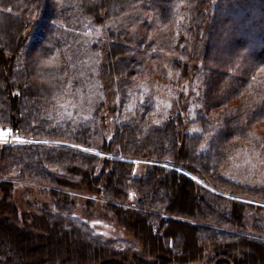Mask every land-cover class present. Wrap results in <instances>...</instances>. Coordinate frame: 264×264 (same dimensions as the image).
Wrapping results in <instances>:
<instances>
[{"label":"trees","instance_id":"trees-1","mask_svg":"<svg viewBox=\"0 0 264 264\" xmlns=\"http://www.w3.org/2000/svg\"><path fill=\"white\" fill-rule=\"evenodd\" d=\"M113 13L124 14L105 27L103 35L94 34ZM86 25L91 28L88 37L83 35ZM214 40L219 49L208 62L218 67L205 66L206 48ZM190 42L196 44L192 53ZM154 47L156 52L151 51ZM98 50V56L100 50L105 54L101 94L107 87L110 102L120 94L123 104L131 105L130 90L139 79L152 82L147 72L157 69L167 80L174 64L199 94L182 95L166 117L149 94L130 109L122 108L121 122H113L111 133L102 97L96 96L88 117L75 109L91 76L83 70L84 59ZM180 55L188 57L184 64L178 61ZM112 66L123 68L121 76H112ZM215 110L214 116L208 115ZM263 123L264 0H0V129L12 127L25 136L76 145L0 144V264H43L28 261L25 240L50 236L6 221L20 215L12 200L17 186L13 180L25 177L39 180L33 185L36 201L31 202L29 193L24 194L25 203L46 205L47 213L36 220L35 228L47 230L50 218L59 227L66 214L70 229L84 231L69 233L77 238L71 249L77 262L86 258L76 245L95 254L110 250L101 247L110 245L108 239L91 231L88 223L70 218L80 205L96 209L95 199L107 192L101 208L119 223L124 215L140 222L150 251L171 253L177 248L175 261L194 260L201 255L202 229L222 239L213 242L211 259L219 243L232 250L234 264H264V179L257 175H264ZM193 127L197 130L189 131ZM115 156L171 162L218 190L255 202L215 192L176 167L154 163L139 176L135 162ZM71 181L83 192L68 187ZM46 193H53L54 200L44 198ZM80 195H85L83 202ZM122 205L138 211L149 207L151 217L123 211ZM245 220L250 221L248 229Z\"/></svg>","mask_w":264,"mask_h":264},{"label":"rangeland","instance_id":"rangeland-1","mask_svg":"<svg viewBox=\"0 0 264 264\" xmlns=\"http://www.w3.org/2000/svg\"><path fill=\"white\" fill-rule=\"evenodd\" d=\"M248 11V10H247ZM246 11V12H247ZM124 14V13H123ZM123 14L119 13H113V14H107V20H105V17H102L101 22L105 20V23L103 25H97L96 30L94 34L100 36L103 35L105 32V27L111 26V23H114L115 20H121L123 17ZM242 14V13H241ZM246 14L250 15V12L248 11ZM233 16V15H232ZM239 15L238 17H240ZM86 28L85 33L83 35L85 37H88L86 33L91 32V28L89 26H84ZM247 30V29H245ZM245 32V31H244ZM153 33V32H152ZM32 41H28V46L30 45ZM185 46V43L181 45V48ZM194 46L196 44L194 42L189 43V51L192 53L194 51ZM219 47L216 41H212V43L206 48V52L208 53V56H206V59L204 60L205 66H214L218 67L217 64H215V61L208 60L212 57L216 56V52L218 51ZM156 47L152 48L151 51L156 52ZM205 50V49H204ZM81 53V52H80ZM99 50L96 52V54L92 58V55H89V57L86 58V61L84 59V62H86V68L84 67V72H86L87 76H90L85 81V87L82 92H80V101L79 103H76L75 109L76 112H80L83 117H88L89 115L93 114V111L95 107L93 102L97 100L96 96L98 95V98L102 97L106 101V105L103 108L102 114L112 120V124H109L110 131L113 133V122H121V118L123 115L124 109H130L137 101L143 102L145 99H147L149 94H152L154 96L153 103L156 106V109L158 113L163 114L165 117L171 114V112L178 106V104L181 102V97L183 95V98H187L190 96V93L192 91H195L199 94V90L196 87H192L188 83V79L186 76L182 75L181 69H179V64H174L175 70L173 72L167 73V80L161 79L159 75H157V69L149 70L147 74L151 76L153 79L152 82H146L148 79L143 78V81L139 79L137 81V84L133 86L130 90V102L132 104L125 106L122 102L121 95L117 94L115 96V101L110 102V95L111 93L108 91L107 87H104V90L101 94L102 89V77H103V71L101 70L102 64L105 61V54L103 50H100V54L98 56ZM82 54V53H81ZM171 55V53H168ZM9 53L7 52V56ZM81 58V56H77ZM188 57L184 55L178 56V61L184 64L185 60ZM81 61V60H80ZM123 73V68L119 67H111V74L113 77L121 76ZM12 76V74H11ZM150 78V79H151ZM145 79V80H144ZM194 88V89H193ZM126 97H124L125 99ZM134 103V104H133ZM114 109L112 110V108ZM124 108V109H122ZM195 108L201 109V105L196 104ZM126 111V110H125ZM215 111H211V113H208V115H215ZM260 126V125H259ZM258 126V127H259ZM258 127H255L258 129ZM264 128V123L263 126ZM254 128V129H255ZM197 128H190L189 131H195ZM4 133H7L8 135H11L12 138H6V135ZM10 136V137H11ZM31 141V142H30ZM32 143V142H47V143H56V144H70L66 141L59 140V139H43V138H36V137H29L25 136L19 133L14 132L12 127H3L0 129V144H6V143ZM73 146H76L75 144H70ZM81 147V146H80ZM85 150H89L87 147H81ZM92 151V150H91ZM116 158H122V159H128L133 162H135V173L139 176L144 175V172L148 165L151 164H162L165 166L170 167H176L180 171L192 176L195 180L198 182L204 184L205 186L213 189L215 192H218L220 194H223L225 196H229L235 199H242L246 201L255 202L253 199H250L247 196L239 195V194H232L228 192H224L221 190H218L214 188L212 185L204 181V179L198 177L190 170L184 168V167H178L177 165H174L171 162H162V161H156L146 158H136V157H125V156H115ZM195 168L196 166H191ZM258 177L261 179H264V175L258 171L257 173ZM31 180V181H30ZM16 183L15 191L12 195V200L14 199V202H16L19 205L20 209V215H16V218L13 219L12 217H8L6 220L7 223H9L11 226L14 225L15 222L18 225H27V228L32 230L35 233L41 234L43 233L45 237H49V239L46 238H38L33 237L32 239L29 238L27 241V245L30 247L28 253L29 255L24 254V256L28 259V261H37L41 260L43 264H213L215 263L214 260H218L219 258L222 259V264H234V256L232 255V250L229 252L228 250H225L222 246H219V243H217L216 247V257L214 259L210 258V254H212L213 250V242H221L222 239L219 237L211 238V236H208L209 233H204V230H200L199 233V244L202 246L200 250V256H197L194 260L186 261L183 263H178L174 260L173 256L174 253L178 251L177 248L174 249L171 253H168L166 251L160 250V251H150L149 246L147 242L143 240L142 233L140 232L141 229L139 228L140 222H133V216H123L120 218V223L116 220V216H114L113 213L108 212L107 210H104L101 208V205L105 203L104 198H109L107 192L99 193L101 198L95 199L97 201H94L96 205V209H86L83 208L82 205L77 210H73V215L70 216V218L74 219L77 217L80 221H83L85 223H88L90 225V230L98 233L100 236H103V238L108 239L110 242L109 246L102 245V248H107L110 250H107L106 252H100V253H94L91 250H87L83 245L79 244L76 245L77 248L84 249L85 252V261L84 262H77V257L74 256L71 253V249L75 247V243L77 238L74 234H69L70 231H79V233H84L80 228L76 229H70L69 225L66 223V219L69 218V216L66 214L62 215V222H60V226L58 227V223H56L52 218L49 219V226L47 230H43L41 228H35L34 223L36 220L39 219V217H44L46 215V205H38L35 203H31V205H28L25 203V195L31 194L30 199L31 202L36 201V197L38 196L36 188H34L33 185H37L39 180L30 179L25 177L24 179L20 180L18 178H15L13 180ZM30 181V182H29ZM36 183V184H35ZM73 183V184H71ZM69 184L71 188L79 189L83 192V189L79 185H76V182H72ZM1 194V192H0ZM46 199L54 200V194L53 193H46L45 196H43ZM84 196L80 195L79 199L83 202L85 199ZM257 203V202H256ZM123 206V205H122ZM134 208V207H133ZM123 211L127 212H142V215H145L144 217L150 218L149 213V207L144 208L142 210H133V209H127L125 206L122 207ZM56 213V212H54ZM252 213V212H250ZM3 214L0 213V218H2ZM129 215V214H128ZM50 216V214H49ZM52 216V215H51ZM198 220L201 221L202 224L204 223V218L199 217ZM96 222V223H93ZM1 223V222H0ZM250 221L245 220L243 221V226L248 229ZM74 225L77 224V222H73ZM147 228L149 226L145 224ZM146 228V229H147ZM152 229V228H151ZM154 231V229H152ZM161 228H158L156 232H160ZM206 230V229H205ZM136 232V233H135ZM74 233V232H71ZM83 235V234H82ZM201 235V236H200ZM261 237V236H260ZM82 242H85L89 244L90 246L95 245L94 242L88 240L86 237H80ZM177 242V241H176ZM99 246V245H96ZM31 252V253H30ZM21 259V258H20Z\"/></svg>","mask_w":264,"mask_h":264},{"label":"bare ground","instance_id":"bare-ground-1","mask_svg":"<svg viewBox=\"0 0 264 264\" xmlns=\"http://www.w3.org/2000/svg\"><path fill=\"white\" fill-rule=\"evenodd\" d=\"M10 136H11V135H8V136L6 135V138H12V136H11V137H10Z\"/></svg>","mask_w":264,"mask_h":264},{"label":"snow or ice","instance_id":"snow-or-ice-1","mask_svg":"<svg viewBox=\"0 0 264 264\" xmlns=\"http://www.w3.org/2000/svg\"><path fill=\"white\" fill-rule=\"evenodd\" d=\"M4 135H7V133H4ZM93 223H96V222H93Z\"/></svg>","mask_w":264,"mask_h":264},{"label":"water","instance_id":"water-1","mask_svg":"<svg viewBox=\"0 0 264 264\" xmlns=\"http://www.w3.org/2000/svg\"><path fill=\"white\" fill-rule=\"evenodd\" d=\"M31 142V141H30ZM26 143H29V142H26ZM39 143H42V142H39Z\"/></svg>","mask_w":264,"mask_h":264}]
</instances>
